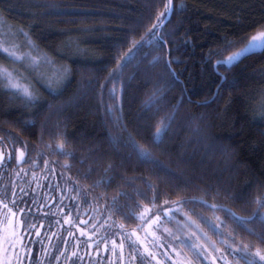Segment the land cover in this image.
Segmentation results:
<instances>
[{"label": "trees", "instance_id": "obj_1", "mask_svg": "<svg viewBox=\"0 0 264 264\" xmlns=\"http://www.w3.org/2000/svg\"><path fill=\"white\" fill-rule=\"evenodd\" d=\"M0 17L67 70L33 101L0 80L13 188L27 182L21 167L50 161L125 230L146 208L176 205L237 257L264 254V52L220 64L264 31V0H0Z\"/></svg>", "mask_w": 264, "mask_h": 264}, {"label": "rangeland", "instance_id": "obj_2", "mask_svg": "<svg viewBox=\"0 0 264 264\" xmlns=\"http://www.w3.org/2000/svg\"><path fill=\"white\" fill-rule=\"evenodd\" d=\"M16 35L13 26L0 17V51L8 62L7 65L0 66V80L4 89L25 101H33L36 97L35 85L47 86L52 81L58 83L63 79L62 76L67 74V70L53 65L39 53L25 33L21 34L24 38L22 43L16 41ZM3 73L9 74L20 86L27 88L32 94L31 100L10 88L4 82ZM17 177L29 182L30 189L37 195L40 189L46 186L47 201L57 194L58 203L52 213L62 217V224L70 229V234L72 226L78 220V226L74 229L78 231L76 251L72 242L64 245L66 264L75 263V256L78 264H94V251L103 244L107 247V256L105 255L102 264H245L246 253L240 251L237 257V246L231 239L214 240L176 205L146 208L147 211H143L141 216L152 221L155 215L159 214V220L151 223L150 227L141 221L138 228L125 230L109 214L93 208L88 197L81 196L69 177L50 161L42 167L38 163L35 167H21ZM83 221H87L86 224ZM122 233L135 235L125 238ZM113 241L116 245L115 251H112ZM3 247L11 261L5 240ZM58 258V255L54 256V264H57ZM248 258L256 260L257 264L264 263L255 254Z\"/></svg>", "mask_w": 264, "mask_h": 264}, {"label": "flooded vegetation", "instance_id": "obj_3", "mask_svg": "<svg viewBox=\"0 0 264 264\" xmlns=\"http://www.w3.org/2000/svg\"><path fill=\"white\" fill-rule=\"evenodd\" d=\"M13 153L12 146L2 143L0 139V235L4 237L7 249V241L10 237L2 231L6 227L3 221L7 217L14 226L18 224L16 235L19 241L15 252L9 253L11 264H17V253L20 254L19 264H54V256L57 255L59 256L57 264H66L64 263L66 252L64 245L72 242L73 249L76 251L78 231L74 229L79 222L76 220L70 234V229L62 224V217L52 213L58 203L57 194L52 195L47 201L46 191H44V194L35 200L28 184L25 183L23 188L17 190L12 187L14 186L11 177L13 176L11 173L12 164H14ZM17 154L22 157L20 151H17ZM18 164H20L19 160ZM13 193H15L14 196ZM10 211L15 213V216H10ZM26 229L29 230L26 231ZM106 248L103 244L94 251L92 257L94 264H102L107 254ZM73 259L75 263L72 264H78L77 257Z\"/></svg>", "mask_w": 264, "mask_h": 264}, {"label": "snow or ice", "instance_id": "obj_4", "mask_svg": "<svg viewBox=\"0 0 264 264\" xmlns=\"http://www.w3.org/2000/svg\"><path fill=\"white\" fill-rule=\"evenodd\" d=\"M172 0H168V4L171 5ZM172 9L170 7H166V15L164 16V19L167 20L168 15L171 14ZM153 27L155 28V31L152 32V36L155 37L157 35V33L160 31V28L163 27V21L158 24V25H153ZM162 40V38H161ZM261 51L264 52V32H259L256 35H253L250 37V39L248 40L246 46L244 48H242L240 51L235 52L233 55L228 56L226 60H222L220 61L221 65H227V66H232L235 63L242 61V59L247 58L250 54L256 53L257 51ZM127 63V61H125V64ZM4 77V82L12 89H15L16 92L18 94H21L25 97H27L28 99L31 100L32 98V94L31 92H29V90L25 87L20 86L16 81H14L11 76L7 73H3L2 74ZM168 131V126H166L164 128L163 131H157L155 133L156 139L154 141H152V144L154 147H159V140L162 136H164L166 134V132ZM128 140L129 143L131 144L132 148L136 151V153L138 154V156L144 160L145 162H151L157 165V167H160L159 163L155 160H153L152 155L150 152H148L147 150L141 148L136 141L133 139V137L131 136V134H129L128 136ZM60 151L62 152V149H60ZM21 155H23L21 153ZM64 155H68L67 153H64ZM13 196L15 195V193L12 194ZM153 203H155V201H153ZM262 208H264V204L261 205ZM142 211H147V210H142ZM10 216H15V213H12L11 211L9 212ZM139 219L146 224L147 226H151V223H155L156 220H159V214L155 215V219L152 221L146 220L145 217L142 215L141 217H139ZM4 225H6L5 228H3V233L7 234L10 239H8V249H7V253H13L15 252V247L19 241L18 236L16 235V229L18 228V224L17 225H13L12 222L6 217L5 220L3 221ZM29 229H26V231H28ZM36 235L38 236L39 233L37 232ZM122 235L127 238L129 236H134L135 233H122ZM3 243H4V237L3 235H0V264H11V261L7 258L5 249L3 247ZM153 243H155V240L153 239ZM28 247V246H25ZM115 241H113V247H112V251H115ZM121 247H123V244H121ZM145 251H147V248L145 247ZM21 252H23V249H21ZM19 253L16 254L17 256V264H19ZM73 255H75V252H73ZM246 260H245V264H257V261L251 258H248L251 256L250 253H246ZM255 256L259 257L260 261H264V254H261L260 251H256Z\"/></svg>", "mask_w": 264, "mask_h": 264}, {"label": "water", "instance_id": "obj_5", "mask_svg": "<svg viewBox=\"0 0 264 264\" xmlns=\"http://www.w3.org/2000/svg\"><path fill=\"white\" fill-rule=\"evenodd\" d=\"M86 222H87V221H83V223H85V224H86Z\"/></svg>", "mask_w": 264, "mask_h": 264}]
</instances>
